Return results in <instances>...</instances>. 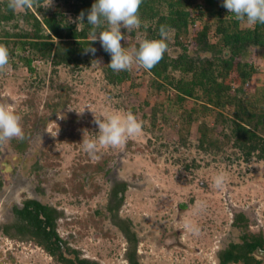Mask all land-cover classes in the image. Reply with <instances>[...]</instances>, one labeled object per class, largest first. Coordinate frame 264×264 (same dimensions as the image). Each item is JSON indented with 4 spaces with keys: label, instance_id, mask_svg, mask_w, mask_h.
<instances>
[{
    "label": "rangeland",
    "instance_id": "obj_1",
    "mask_svg": "<svg viewBox=\"0 0 264 264\" xmlns=\"http://www.w3.org/2000/svg\"><path fill=\"white\" fill-rule=\"evenodd\" d=\"M56 2L52 0L44 11L65 6ZM66 16L74 22L72 13ZM239 23L247 27L246 22ZM2 39L0 43L10 48V64L0 72V104L22 117L27 148L16 151V139L0 146V264H55L28 234L11 227L16 224L11 209L31 198L57 210L56 232L70 249L100 264H125L124 239L107 216L97 212L107 193L114 194L115 189L123 193L120 215L128 218L138 236V258L143 264H215L220 247L240 241L245 225L251 233H264V161L256 155L246 161L232 147L224 137L230 133L231 122L218 124L215 109L204 110L200 90L196 98L187 97L179 104L172 87L166 85L158 94L148 76L144 81L145 71L137 65L126 81L109 83L104 63L97 58L78 66L54 67L34 57L30 69L20 59L33 56L29 49L12 48ZM140 39L134 41L140 43ZM170 43L174 44L173 38ZM121 45L131 48L128 37ZM189 45L188 54L197 55L198 50ZM261 50L250 47L243 57L256 68L243 88L249 93L254 90H248L252 84L263 82ZM231 93L238 92L233 88ZM158 100L162 110L152 126L149 115ZM56 101L62 106L52 111L46 103ZM229 107L219 110L234 119ZM91 110L101 117L131 112L143 122V134L130 138L123 150L101 149L99 161L94 162L83 151V139L99 135ZM189 112H193L191 117ZM200 122L209 129L208 141L202 145L197 130ZM212 141L216 145L208 144ZM96 165L102 167L95 170ZM218 174L226 176L219 189L214 187ZM240 213L245 217L242 220H238ZM186 224L196 226L198 234ZM2 227H9L7 233ZM161 237L173 241L163 247Z\"/></svg>",
    "mask_w": 264,
    "mask_h": 264
},
{
    "label": "trees",
    "instance_id": "obj_2",
    "mask_svg": "<svg viewBox=\"0 0 264 264\" xmlns=\"http://www.w3.org/2000/svg\"><path fill=\"white\" fill-rule=\"evenodd\" d=\"M43 1L40 0V3ZM63 2L65 6L61 10L56 9L49 13L44 12L42 8H36L41 14L39 19L30 9L23 12L13 11L7 7V0H0L2 42L10 44L12 48L27 47L33 56H22L20 59L30 69L34 57L48 60L54 67L78 66L88 63L90 58H97L104 63L105 77L109 83L119 84L129 79L131 70L114 72L109 67L111 56L102 48L98 39L92 43V47L96 49L95 54L84 52V48L88 46L89 31L86 16L95 0H63ZM66 11L77 16L82 11L85 13L83 31L76 22L67 19L64 13ZM139 16L142 22L139 29L131 32L121 29L128 37L131 48L139 46V42L134 41L137 37H141L140 40L159 39L161 25H167L174 33V44L168 41V50L162 60L151 70L143 69L144 81L148 76V82L158 90V94L167 88L166 85L172 87L176 91V100L179 104H182L187 97L196 98V91L200 90L205 103L204 110H211L213 107L218 124L231 122L230 133L224 137L227 141H231L232 147L240 151L246 161L253 155L264 161V67L261 72L263 82L252 84L248 90L251 88L254 90L250 93L243 90L245 83L256 71L255 66L243 57L250 47H254L258 52L264 48V24L257 23L254 28L240 27V21H236L233 14L228 13L223 7V0H143ZM25 26L27 28H24ZM24 29L28 30L24 31ZM212 38H216L214 43L211 42ZM188 44L198 50L197 55L188 54L190 53ZM174 72H178L179 76H175ZM188 75L190 76L187 77ZM233 88L238 92L236 95L231 93ZM242 91L244 93H241ZM60 104L61 102L58 101L46 103L52 111L60 108L62 106ZM161 104L162 101L158 100V106L153 107L149 115L152 126L156 124L158 113L162 110ZM229 106H232L229 110L234 119L227 118L221 112ZM192 113H188L190 117ZM197 130L200 133L198 141L202 145L204 141H208V126L200 122ZM208 144L214 145L215 141ZM26 148V136L23 141L16 139L14 143L16 151L22 152ZM101 167L96 165L93 169ZM123 188L124 185L121 189ZM23 205L20 210L13 207V213L18 216L20 222L16 226L12 224L11 227L20 234L37 237L39 243L52 252L50 248L55 244L51 238L55 236V241L60 240L55 225L59 215L57 210L31 199L26 200ZM40 213L44 218L39 217ZM244 218L240 213L238 220ZM7 228L9 227H2V232L7 233ZM127 236L130 240H134L135 246L137 240L134 235L129 236L127 233ZM239 240L229 243L225 251L219 253L221 264L236 263L238 260H241L242 264L257 263L249 253L256 247L264 249V233H243ZM62 259L67 264H74L71 260ZM129 261L131 264H142L135 260L133 252L129 253ZM81 262L84 263L80 260L79 264H82ZM85 263L90 264L88 261Z\"/></svg>",
    "mask_w": 264,
    "mask_h": 264
},
{
    "label": "clouds",
    "instance_id": "obj_3",
    "mask_svg": "<svg viewBox=\"0 0 264 264\" xmlns=\"http://www.w3.org/2000/svg\"><path fill=\"white\" fill-rule=\"evenodd\" d=\"M54 1H57L56 3L63 2V0ZM43 2L40 3V0H7V7L13 11L30 9L40 19L41 14L37 12L36 8H42L44 11L43 7L52 6V0H48L47 4H43ZM142 3L143 0H95L86 16L89 31L88 46L84 48L85 54H95L96 49L92 47V43L98 39L102 48L111 56L108 65L114 72L130 71L134 65L144 70H151L155 67L168 50V41L174 35L167 25L160 26L159 39L146 38L140 41L138 47L128 49L121 45V41L125 39V33L121 31L122 28L131 32L141 27L139 9ZM223 7L227 9L228 13L233 14L236 21L246 22L250 28H254L257 23L264 24V0H223ZM64 13L67 15L72 12ZM84 17L83 11L79 16L73 14V21L81 31L85 26ZM192 48L195 49L194 46ZM9 64V49L0 43V72H4ZM84 108L77 113L82 114ZM93 116L98 126L99 135L95 138L83 139V151L94 162L99 161L98 153L101 149L123 150L130 138L143 134V122L131 112L126 114L109 112L102 117L93 113ZM21 119L22 117L14 109L0 104V146L13 139L20 141L25 139ZM225 182L226 176L218 174L214 178V187L222 188ZM197 206L203 207V204L199 203ZM185 226L190 232L198 234L199 229L196 226L192 224Z\"/></svg>",
    "mask_w": 264,
    "mask_h": 264
},
{
    "label": "flooded vegetation",
    "instance_id": "obj_4",
    "mask_svg": "<svg viewBox=\"0 0 264 264\" xmlns=\"http://www.w3.org/2000/svg\"><path fill=\"white\" fill-rule=\"evenodd\" d=\"M86 180L89 179V176H85ZM120 190H123L121 188H119ZM115 196V197H114ZM122 197H123V193L122 191L121 192H118L116 195L115 194H112L111 193H107V197L105 198V204H102L101 208L99 207V209L97 210V212H100L101 214H105L108 218V221L109 223L111 224V226L121 234L122 238L124 239L125 241V244H126V248H124V252H123V258L125 260V264H131L130 261H129V253L130 252H133L134 253V258L136 261L140 262L139 261V249L137 248L138 246V236L136 234V232L132 229V226L130 221L128 220V218H124L120 215V206H121V201H122ZM26 200H30V199H25L23 200L19 206H16L19 210L21 208H23V203H25ZM31 200H36L39 204L41 205H44V206H50L46 203H43L41 199H37V198H31ZM30 209H32V207H29ZM97 209V208H96ZM12 212V217H14V221L16 222L15 226L20 222L19 221V218L17 215H14L13 213V208L11 209ZM33 210V209H32ZM39 217L40 218H44L43 215L40 213L39 214ZM234 222V219L232 220V223ZM246 226V225H245ZM244 226L243 230L246 234H251V231L250 229L247 230L245 229L246 227ZM248 226V225H247ZM240 228H241V225H240ZM47 229H49V227H47ZM131 230V231H130ZM127 233L128 235H134V237L136 238L137 242L134 246V243L132 240L129 239V237L127 236ZM16 235L20 236V234H18L17 232H15ZM27 235V234H26ZM31 239L35 240V242L42 247V249L44 250V252L48 255L49 257V260H52L55 264H67L66 261H64L62 258H65V259H68V260H71L74 264H79L80 260H83V262H81L82 264H86L85 261H88L90 264H100L98 260H96V258H91V259H88L86 257H82L76 250H73V249H70L67 244L60 238V240L58 241H55L56 237L53 236L51 238V241H53L55 245H52L51 246V250L52 252L47 249L46 247H44L43 245H41L39 243V239L35 236H32V235H28ZM173 237V236H172ZM173 241V238L171 237H168V238H165V237H161V244L163 247H168L169 244H171ZM228 245V244H227ZM227 245H222L220 247V249L218 250L217 252V255H216V262L215 264H221V260L219 258V253L221 251H225L224 249H226ZM61 246H64L65 249H66V253L72 255L71 257H67L65 256V252L62 251V248ZM258 249H261L262 250V253L260 252H257ZM252 258L257 261V263H253V264H264V249L261 248V247H256L254 250H252L250 253H249ZM142 263V262H140ZM143 264V263H142ZM227 264H242L241 260H238L236 263L234 262H230V263H227Z\"/></svg>",
    "mask_w": 264,
    "mask_h": 264
},
{
    "label": "water",
    "instance_id": "obj_5",
    "mask_svg": "<svg viewBox=\"0 0 264 264\" xmlns=\"http://www.w3.org/2000/svg\"><path fill=\"white\" fill-rule=\"evenodd\" d=\"M61 248H62V251H64L65 252V256H67V257H71L72 255H70V254H68V253H66V249H65V247L64 246H61ZM257 252H260V253H262V250L261 249H258L257 250Z\"/></svg>",
    "mask_w": 264,
    "mask_h": 264
}]
</instances>
